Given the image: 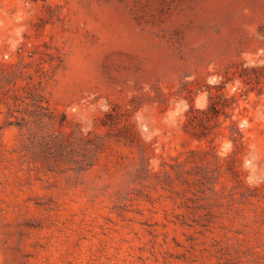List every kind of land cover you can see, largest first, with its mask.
<instances>
[{
    "label": "rangeland",
    "instance_id": "obj_1",
    "mask_svg": "<svg viewBox=\"0 0 264 264\" xmlns=\"http://www.w3.org/2000/svg\"><path fill=\"white\" fill-rule=\"evenodd\" d=\"M0 264H264V0H0Z\"/></svg>",
    "mask_w": 264,
    "mask_h": 264
},
{
    "label": "clouds",
    "instance_id": "obj_2",
    "mask_svg": "<svg viewBox=\"0 0 264 264\" xmlns=\"http://www.w3.org/2000/svg\"><path fill=\"white\" fill-rule=\"evenodd\" d=\"M208 83L211 85V84H215L217 83V78L216 77H212L208 80ZM233 91H235V89H233ZM206 96H207V93H204L202 94L198 100H197V104L196 106L202 110H206V108L208 107V104H207V100H206ZM185 110H187L185 108Z\"/></svg>",
    "mask_w": 264,
    "mask_h": 264
}]
</instances>
